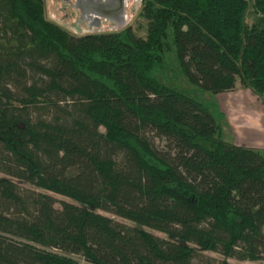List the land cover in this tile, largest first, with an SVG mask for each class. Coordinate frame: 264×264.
I'll list each match as a JSON object with an SVG mask.
<instances>
[{
    "label": "trees",
    "instance_id": "16d2710c",
    "mask_svg": "<svg viewBox=\"0 0 264 264\" xmlns=\"http://www.w3.org/2000/svg\"><path fill=\"white\" fill-rule=\"evenodd\" d=\"M44 10L0 0V264H264V153L202 95L264 102V0H144L145 37Z\"/></svg>",
    "mask_w": 264,
    "mask_h": 264
},
{
    "label": "rangeland",
    "instance_id": "374dc122",
    "mask_svg": "<svg viewBox=\"0 0 264 264\" xmlns=\"http://www.w3.org/2000/svg\"><path fill=\"white\" fill-rule=\"evenodd\" d=\"M143 2L144 0H44V14L46 18L60 24L72 34L78 36L114 32L130 26L135 34L145 37L147 20L141 14ZM236 82V86L239 84V87H242L238 79ZM202 95L206 100L217 102V94L204 92ZM101 130L103 131V128ZM224 131L227 133L229 128L223 124L222 133ZM149 135L158 147L165 145L169 138L175 140L178 147L186 144L184 139L176 138L165 131L161 132L160 135L158 134V136L154 131ZM223 138L225 141L230 142V136L225 135ZM258 150L264 153L263 150ZM51 194L57 200L65 199L60 195ZM55 206L59 207V203L57 202ZM100 213L112 217L118 222L129 223L112 213L106 211H100ZM152 232L158 236H164L161 232ZM203 255L211 256L216 260L220 258L218 254L209 251H204ZM227 260L230 264H249V262L235 258H228Z\"/></svg>",
    "mask_w": 264,
    "mask_h": 264
},
{
    "label": "crops",
    "instance_id": "0c3cea01",
    "mask_svg": "<svg viewBox=\"0 0 264 264\" xmlns=\"http://www.w3.org/2000/svg\"><path fill=\"white\" fill-rule=\"evenodd\" d=\"M237 83V82H236ZM217 104L223 112V124L230 142L264 151V102L250 89L235 85L217 93Z\"/></svg>",
    "mask_w": 264,
    "mask_h": 264
}]
</instances>
